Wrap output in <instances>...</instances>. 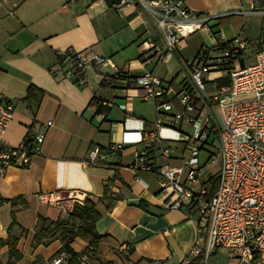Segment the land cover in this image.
<instances>
[{
	"label": "crops",
	"instance_id": "crops-1",
	"mask_svg": "<svg viewBox=\"0 0 264 264\" xmlns=\"http://www.w3.org/2000/svg\"><path fill=\"white\" fill-rule=\"evenodd\" d=\"M116 1L0 0V96L13 107L2 142L15 147L26 136L44 137L40 153L31 159L28 167L8 169L0 178V242L6 240L9 229V235L18 241L17 250L22 256L15 264H51L63 244L60 239L35 244L33 238L39 229V220L66 219L73 205L82 204L87 197L94 200L95 210L100 215L95 231L101 237L95 253L86 259L87 264H180L195 246L197 216L194 210L170 209L167 197L160 193L157 175L131 167L136 146H125L117 152L108 148L120 142L124 122L130 128H136L140 121L146 127L152 126L153 120L133 116L132 102L137 97L136 79L149 71L159 77L157 71L161 67L155 66L153 58L146 62L150 57L140 46L147 38L161 43L153 18L135 4L116 9ZM183 1L195 15L210 18V30L204 31L214 38L211 47L200 46L191 61L201 49L212 56L219 54L222 44L216 36L219 29L227 40L247 38L246 50L252 49L254 56L264 50V13L244 14L249 9L248 0ZM258 6L264 12V0H260ZM254 19H259L261 25L258 34L252 37L244 29ZM182 46L185 45L165 63L175 59L181 66L188 62L182 55ZM68 48L109 59L114 67L101 65L87 71L84 85L55 79L51 69L60 60V53ZM246 60L243 55L245 66L250 65ZM148 65L151 66L149 71L145 70ZM177 76L178 72L167 81L159 78L169 86V95L165 98L171 100L173 111L182 108L177 98L179 82L173 86ZM208 78L209 91L226 86L218 85L225 78L217 73ZM30 86L38 90L27 101ZM125 94L131 96L128 112L115 105L125 114L122 121L111 116L114 106L108 109L105 118L96 114V99L111 101L115 98V101ZM49 121L52 126L46 127ZM163 121L172 126L170 114L163 116ZM185 129L182 126L180 131ZM163 146L164 143L156 144L149 151L155 167L162 163L160 147ZM168 146L169 164L183 165L188 144ZM215 147L218 151L216 136L209 151H201L205 155L204 163L201 162L202 183L209 193L208 179L218 171L214 174L208 169L203 171L202 167L209 164V156L214 157L210 150ZM93 148L100 150L97 163L89 161ZM206 172L211 176L207 177ZM104 189L106 198L101 199ZM139 203H143L146 210L141 209ZM90 240V236H80L69 247L81 254ZM122 246L130 248L128 255L122 252ZM198 247L203 249L200 244ZM215 253H210L204 264ZM7 256V246L0 244L3 264ZM201 258L190 256L191 264H201ZM230 264L239 263L232 259Z\"/></svg>",
	"mask_w": 264,
	"mask_h": 264
},
{
	"label": "built area",
	"instance_id": "built-area-1",
	"mask_svg": "<svg viewBox=\"0 0 264 264\" xmlns=\"http://www.w3.org/2000/svg\"><path fill=\"white\" fill-rule=\"evenodd\" d=\"M248 1L249 9L244 14L264 13L258 6L260 0ZM129 4L147 12L159 31L161 43L147 38L140 45L142 52L150 57L146 62L153 58L155 66L171 59L192 33L210 30V18L195 15L183 0H117L114 7L121 9ZM217 34L222 42L217 56L202 49L195 60L180 66L178 75L183 76L177 94L180 110L173 111L171 100L165 98L169 86L155 73L149 71L136 79V96L154 104L152 126L146 127L138 121L136 128H130L124 122L120 142L108 148L117 152L125 146H136L131 167L157 175L160 193L167 197L170 209L194 210L196 243L180 264H191L190 256H202L200 263L204 264L208 255L218 249L227 251L235 263L264 264V50L255 53L250 65L241 67L248 39L227 40L222 32ZM101 65L114 67L109 59L68 48L60 53L51 75L84 85L85 73ZM213 73L226 78L227 84L209 91L207 81ZM127 96L118 98L126 99L125 104L118 105L113 101L115 98L111 101L98 98L94 104L96 114L105 118L108 109L115 105L128 112L131 96ZM167 114L172 126L163 121ZM12 116V105L0 96V178L8 169L28 167L31 159L40 153L44 140L43 135H34L26 136L15 147L3 145ZM51 126V121L46 123V127ZM182 126L186 127L184 131H180ZM215 136L219 159L209 156L207 161L213 166L218 163L219 181L211 194L203 188L199 156L203 149L210 148ZM181 142L188 144L184 164L172 166L168 145ZM160 143L165 144L160 147L162 163L155 167L149 151ZM99 157L100 150L93 148L89 161L97 163ZM121 250L125 255L130 253L128 246H122ZM65 257L61 253L51 264H65Z\"/></svg>",
	"mask_w": 264,
	"mask_h": 264
},
{
	"label": "trees",
	"instance_id": "trees-1",
	"mask_svg": "<svg viewBox=\"0 0 264 264\" xmlns=\"http://www.w3.org/2000/svg\"><path fill=\"white\" fill-rule=\"evenodd\" d=\"M240 65L241 67L245 66L242 60ZM103 82H105V78H103L102 83ZM101 84H99V86H101ZM220 84H227L226 78L225 80L219 82L218 85ZM37 90L38 89L32 86L28 88L26 96L27 101H30L32 99V93L36 92ZM218 181V173L209 177L208 182L211 184V191H214L218 184ZM105 198L106 189H104V195L101 199ZM138 206L141 209L146 210V207L143 203H139ZM99 218L100 215L95 210L94 200L87 197L83 200L82 204L75 203L73 205L72 213H70L66 219H58L55 222L40 219L39 229L34 235L33 242L39 245L48 243L50 240L53 239H60L63 246L54 255V257H57L58 255L63 253L66 255L64 259L65 264H87V262H85L86 259H88L95 253V249L98 246L99 240L101 238L95 231V224L99 220ZM12 224H14V221ZM9 231L10 230L8 229V236L6 240L1 241L0 244L3 246L6 245L8 249V256L5 264H15L22 258V256L17 250L18 241L9 235ZM85 235L90 236L91 240L89 241V243L84 248L81 254L74 253L69 247V245L74 241L75 238ZM87 247L91 248V250H88ZM0 264H3L1 260Z\"/></svg>",
	"mask_w": 264,
	"mask_h": 264
},
{
	"label": "rangeland",
	"instance_id": "rangeland-1",
	"mask_svg": "<svg viewBox=\"0 0 264 264\" xmlns=\"http://www.w3.org/2000/svg\"><path fill=\"white\" fill-rule=\"evenodd\" d=\"M252 21L247 23V28L245 27L244 30L246 33L250 34L252 37H255L258 34V30L260 29L261 24H260L259 19H254ZM219 31L221 32V29H219ZM218 35L219 34H217L216 36H218ZM213 39H214L213 36L210 35L209 32H205L204 30H199V31L192 33L191 35H189L184 40L183 44L185 46L184 47L182 46V48H183L182 55L184 56V58L191 61L195 57L200 46L204 45L206 47H211ZM251 50L252 49H248L245 51L244 55L247 58V60L245 61L246 64H250V63L254 62V53L251 52ZM160 66L161 67L158 69L157 74L159 76L158 78H160L163 81L169 80L170 77L172 76V74L174 75L176 72H179V70H180V66L178 65V63L176 62L175 59L170 60V62H168V63H163ZM150 69H151L150 65L145 67V70H147V71H149ZM89 72H91V71H88L87 73H89ZM182 78H183L182 74H179L176 77V79H174L173 86L176 87V84L178 85V82ZM114 102L117 105L126 103L125 100H115ZM114 107L115 108L112 109V111H111L112 112L111 116L115 120L122 121L124 119L125 114L120 112L116 108V106H114ZM132 108L134 110V112H133L134 117L144 118L148 121H152V120L154 121L155 107H154V104L152 102H142L139 98L135 97V98H133ZM210 151H211L212 155L214 156V157H212V159H214V158L219 159L218 155H217V152H218L217 147L211 148ZM204 158H205V155L202 152L200 154V164H201V162L204 163L203 162ZM218 168H219L218 165L213 166L210 163L209 164L206 163L205 168L202 167V170L205 171V169H208V170H211V173L215 174L217 171H219ZM206 173H207V175H206L207 177H209V175L211 176V173H209V172H206ZM212 192L213 191H211L210 193L212 194ZM231 262H232V259L230 258L228 252L223 250V249H218L215 254L210 256V258L208 259L206 264H230Z\"/></svg>",
	"mask_w": 264,
	"mask_h": 264
}]
</instances>
